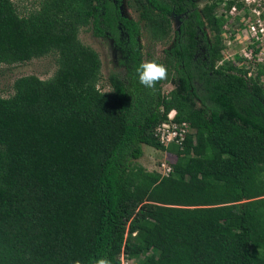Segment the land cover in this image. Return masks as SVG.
Here are the masks:
<instances>
[{
	"label": "trees",
	"instance_id": "obj_1",
	"mask_svg": "<svg viewBox=\"0 0 264 264\" xmlns=\"http://www.w3.org/2000/svg\"><path fill=\"white\" fill-rule=\"evenodd\" d=\"M216 1L197 12L133 0L154 42L168 37L169 14L182 16L153 92L135 78L138 25L114 0H40L26 16L0 0V64L57 55L50 78L20 77L0 98V264H264V90L215 67ZM86 27L116 49L108 92L77 39ZM170 111L193 131L181 148L152 135ZM143 146L176 151L167 176L134 163Z\"/></svg>",
	"mask_w": 264,
	"mask_h": 264
},
{
	"label": "rangeland",
	"instance_id": "obj_2",
	"mask_svg": "<svg viewBox=\"0 0 264 264\" xmlns=\"http://www.w3.org/2000/svg\"><path fill=\"white\" fill-rule=\"evenodd\" d=\"M16 13L19 16H26L28 13L37 8L40 0H11ZM119 6L120 15L126 19H131L138 23L139 33L136 37L138 50L140 53L141 62L156 61L162 62L166 52L170 49L174 36L177 32L178 19L176 17H169L170 33L169 36L161 42H153L150 39L149 33L145 28L143 22L139 19V12L133 0H116ZM207 1H199L200 9ZM208 40L210 33L205 29ZM79 42L90 49H92L98 56L100 62L99 79L96 88L101 92H108L110 90L107 78L110 74L121 75V70L116 65V51L112 40L107 37L96 38L92 35L90 28H81L77 33ZM57 68V55L51 52L43 57L31 59L22 63L15 64H0V98H8L13 93V82L24 76H34L40 80L50 78ZM173 85L169 83L161 84V93L167 94ZM176 151L168 149L164 151L155 150L150 147H142V154L134 163L141 166L146 171H155L160 175L164 169L162 165L170 166L174 163ZM150 253V252H149ZM143 257L126 259L120 257L121 264H134L139 262Z\"/></svg>",
	"mask_w": 264,
	"mask_h": 264
},
{
	"label": "built area",
	"instance_id": "obj_3",
	"mask_svg": "<svg viewBox=\"0 0 264 264\" xmlns=\"http://www.w3.org/2000/svg\"><path fill=\"white\" fill-rule=\"evenodd\" d=\"M214 15L220 18L219 59L215 67L229 64L241 70L245 80H254L264 90V0H217ZM261 70L263 73L257 75ZM174 111L167 120L156 125L154 139L166 149L170 145L181 148L184 138L193 131L185 122H174ZM163 166L161 176L170 173V166Z\"/></svg>",
	"mask_w": 264,
	"mask_h": 264
},
{
	"label": "clouds",
	"instance_id": "obj_4",
	"mask_svg": "<svg viewBox=\"0 0 264 264\" xmlns=\"http://www.w3.org/2000/svg\"><path fill=\"white\" fill-rule=\"evenodd\" d=\"M135 78L137 82L147 90L155 92L156 85L163 80L167 79L168 69L156 61H148L140 63L138 67L134 69ZM73 264H81L79 260L73 262ZM92 264H112L111 259L106 255L96 258Z\"/></svg>",
	"mask_w": 264,
	"mask_h": 264
},
{
	"label": "flooded vegetation",
	"instance_id": "obj_5",
	"mask_svg": "<svg viewBox=\"0 0 264 264\" xmlns=\"http://www.w3.org/2000/svg\"><path fill=\"white\" fill-rule=\"evenodd\" d=\"M115 2H117L116 0H114ZM188 3H189V5H190V7L192 8V9H190L191 11H193L194 9L198 12L205 4H203L202 5V7L200 8V9H198V7H199V1H202V0H186ZM204 1H207V0H204ZM118 3V2H117ZM118 11H119V6H118ZM119 15H120V12H119ZM121 16V15H120ZM171 16H173V17H176L177 19H178V26H177V32H178V28H179V25H180V23H181V15H179V16H176V15H174L173 13H171V14H169L167 17H168V20H169V17H171ZM122 17V16H121ZM124 18V17H123ZM126 19V18H125ZM140 19V18H139ZM129 20H131V19H129ZM133 21V20H132ZM135 22V21H134ZM144 24V23H143ZM137 25H138V23H137ZM169 25H170V22H169ZM145 26V25H144ZM138 28H139V25H138ZM146 28V27H145ZM147 29V28H146ZM205 30V29H204ZM148 31V30H147ZM177 32H176V34H177ZM206 33V32H205ZM176 34H175V36H174V40H175V37H176ZM138 36V35H137ZM150 36V35H149ZM169 36V35H168ZM108 38V37H107ZM206 38H207V35H206ZM151 39V38H150ZM152 40V39H151ZM173 40V41H174ZM207 40H208V38H207ZM153 41V40H152ZM136 42H137V40H136ZM154 42V41H153ZM173 44V43H172ZM172 46V45H171ZM171 48V47H170ZM115 51H116V49H115ZM117 55V54H116ZM116 61V60H115ZM117 65V64H116ZM120 69V68H119Z\"/></svg>",
	"mask_w": 264,
	"mask_h": 264
}]
</instances>
